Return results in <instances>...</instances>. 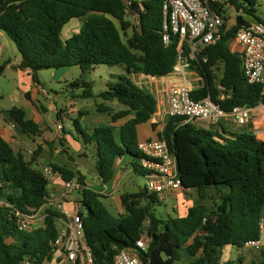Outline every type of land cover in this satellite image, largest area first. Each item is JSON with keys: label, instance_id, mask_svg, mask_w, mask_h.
<instances>
[{"label": "trees", "instance_id": "1", "mask_svg": "<svg viewBox=\"0 0 264 264\" xmlns=\"http://www.w3.org/2000/svg\"><path fill=\"white\" fill-rule=\"evenodd\" d=\"M131 1L139 15L136 25L127 19L124 0H0V31L18 49V68L31 70L34 81L42 70L79 67L82 74L73 85L83 84V98L93 97L91 84L84 82L83 76L99 65H124L128 74L162 78L172 74L180 60L203 80L192 91L194 100L210 97L226 113L264 105V83L247 81L241 55L231 49L242 25L264 22L255 15V0H230L236 12L242 10L253 21L237 15L234 25H224L221 39L196 52L195 58H191L187 39L181 41L178 35H171L170 43H164L166 0ZM218 12L225 15L226 9L221 6ZM74 19L81 21L79 32L63 41V28ZM220 66L218 82L216 72ZM4 70L5 65L0 66V75ZM99 97L116 100L124 108L112 114L110 124L90 132L76 126L74 139L84 147L95 146V170L106 185L114 179L118 160L143 157L138 149L137 127L152 120L157 100L148 89L126 76H119ZM97 111L112 110L102 104ZM9 115L22 134H40L39 125L28 118L23 108L13 107ZM130 116L117 136L115 124ZM152 128L155 130L157 124L153 123ZM158 139L164 140L175 154L185 189L195 190L201 201L209 198V190L215 192L213 209L201 203L190 207L184 217L162 219L152 207L160 200L144 189L122 194L120 201L126 212L114 217L101 194L83 188L79 192L83 207L79 214L94 263H112L119 252L134 248L144 239L148 247L139 250L143 264H220L225 246L244 248L248 241L256 239L259 222L264 219V141L254 133L235 134L233 139L223 140L218 132L196 129L188 119L170 116ZM39 153L36 151L35 156ZM34 160L27 161L22 153H16L0 135V264H21L25 260L45 264L54 256L52 243L58 238L56 223L62 214L46 207L50 181L34 167ZM50 167L64 181L76 180L86 186L80 172L54 163ZM133 167L146 176L147 170L140 164L133 163ZM41 208H45L46 215L43 225L29 232L19 230L14 212ZM260 252L261 259L251 264H264V250ZM184 254L192 260L184 262Z\"/></svg>", "mask_w": 264, "mask_h": 264}, {"label": "built area", "instance_id": "2", "mask_svg": "<svg viewBox=\"0 0 264 264\" xmlns=\"http://www.w3.org/2000/svg\"><path fill=\"white\" fill-rule=\"evenodd\" d=\"M229 1L166 0L163 4L164 43L166 45L170 43L171 35H178L181 41L187 39L191 48V58H195L196 52L216 44L221 39L225 19L224 14L219 13L218 9L221 6L234 9ZM255 2L264 5V0H255ZM124 3L128 15L131 14L136 24H138L139 15L133 10L132 1L124 0ZM237 14L248 20V15L242 10ZM1 37L0 34V57L3 51ZM232 44L233 51H237L241 55V68L247 81L251 84L264 83V22L254 21L249 25H242L236 31ZM180 62L182 67H175L174 72L169 76L186 77L185 69L188 67L182 61ZM194 89L190 86L187 77L185 82L176 83L170 88L168 109L170 117L207 122L210 125L219 124L220 120L226 115H231L240 125H249L253 120L254 109L235 108L232 112L226 113L210 97L194 100L191 96ZM41 92L47 94L44 88H41ZM56 131L58 137L61 138L64 131L63 123L56 124ZM138 149L143 155L140 159V165L147 170L145 177L147 192L156 195L160 201H163L171 193L191 190L184 188L178 174L177 158L169 150L164 140L141 141L138 143ZM43 173L47 178L59 175L55 174L51 168H44ZM83 188L85 187L76 180L63 181L58 196L49 198L46 205V207L57 210L65 217L64 228L59 230L58 238L52 243L55 258L61 259L65 264H95L92 251L86 243L84 224L79 214V205L78 207H67L71 202V194L80 192ZM44 209L30 212L16 210L14 216L19 230L29 232L42 226L38 225L40 222H44L46 216ZM147 247V243L144 239H141L136 242L134 248L119 252L113 262L109 264H143L139 256V250L145 251ZM245 247L253 251L264 250V219L259 222L258 237L248 241ZM21 264L31 263L25 260Z\"/></svg>", "mask_w": 264, "mask_h": 264}, {"label": "rangeland", "instance_id": "3", "mask_svg": "<svg viewBox=\"0 0 264 264\" xmlns=\"http://www.w3.org/2000/svg\"><path fill=\"white\" fill-rule=\"evenodd\" d=\"M142 1V0H136ZM226 14L224 15L226 20L225 24L227 27H231L234 25L237 17V12L230 7H226ZM255 15L261 19H264V5L261 3H256L254 6ZM127 19L133 24L136 25L135 19L132 15H128ZM248 20H252L253 18L247 16ZM81 24L79 19H74L70 21L62 31V38L65 40L71 37V30L78 24ZM119 26V25H118ZM3 39L2 43H6L4 51H2L0 57V66L5 65L9 62L15 63L20 59V54L16 45L9 39V37L0 31ZM132 34V29H129L128 36ZM126 40V39H125ZM231 49L234 50L233 44H231ZM181 62L179 61V65ZM184 65V64H183ZM178 67V66H177ZM81 69L79 67H72L67 69H49L42 70L37 73V81H34L32 76L27 75H19L15 72V70L5 71L0 75V116H5L9 114V110L13 107H24L25 104H30V101H33L37 106L42 104L46 107L47 113L44 116L47 119L48 123H51L55 120V113L52 110L53 107H58L59 109H63L66 106L67 101L72 99V95L80 94L82 95L83 91L86 89L83 84H79L78 86H74L73 83L81 77ZM186 77L190 82V86H195L201 84L203 80H195L196 75L193 71L188 68L185 69ZM218 82L219 78L222 75V66L216 72ZM119 76H129L127 74L126 68L124 65H117L114 67H108L106 65H99L94 69L88 71L84 76L83 80L86 83L91 84V90L93 93V97L91 98H82L79 104H77L72 109H84L86 113L82 117H78L77 114L69 113L67 115V121L63 123L66 127L68 133L73 134L76 137V126L84 131L90 132V130L94 127H98V118L100 121H104L105 114L97 111L99 105L110 106L113 109H123L124 107L118 103V101H104L99 97V94L106 91L108 89V85L111 83H115L118 80ZM133 81V76H129ZM154 85L155 83L152 82ZM41 88H44L47 91V94H43L41 92ZM38 90V91H37ZM24 91H28L30 98H26L24 95ZM70 112V110H69ZM30 113V112H29ZM190 122L196 127V129H202L197 123L190 120ZM106 122H103V124ZM101 124V125H103ZM104 124V125H105ZM142 127L140 129V137L153 135V131L149 124H141ZM252 125V121L249 124ZM256 125L261 126L263 128L264 133V105H260L256 109ZM258 129V128H257ZM261 132H257V136L260 141H264V137L260 135ZM58 138V137H57ZM155 139V138H153ZM29 145L32 146V143L29 139H27ZM17 149V147H16ZM72 149V148H71ZM86 153L85 156H79L80 153H77L74 150H71L75 157L73 160L78 163V166L81 167V174L85 178V185L87 183H91L94 185H101V181L99 182L97 179V172L95 170V161H96V149L94 145H88V147H83ZM45 158L49 156L45 154L43 151L39 153V156H34V154L26 155L28 160L32 158ZM47 158V159H48ZM133 163L140 164L139 159H135L132 161ZM125 169L117 170L116 178L114 183L110 182L107 185L108 189L103 193L102 202L106 206V208L110 211V213L114 217H119L125 214V209L121 205L120 196L124 193H137L143 191L145 189L146 179L145 177L137 173L133 167V164L129 165V171L126 173ZM51 177L49 178L50 182L52 181ZM91 185V186H93ZM99 188V187H98ZM98 190V189H97ZM48 193L52 194L50 187L48 186ZM209 198L205 201H201L198 198L197 192L195 190H187L185 192L177 191L175 193H171L166 200L154 202L152 203V207L157 215V217L162 219H168L169 217H183L186 215L188 209L194 205L205 204L209 207V209H213L215 203V192L213 190H209ZM81 200V194L79 192H74L71 194V202L74 205ZM83 210V207H80ZM57 227L59 230L63 229L64 226L60 221H57ZM43 225L42 222L39 223L38 226ZM240 259H243V262L240 263ZM261 259L260 251H251L248 248H238L235 246H225L222 249V257L221 263L225 264L228 261L234 262L235 264H251L253 261H259ZM62 260L54 258L53 261H48L45 264H51L56 262V264H60ZM62 264H65L64 262Z\"/></svg>", "mask_w": 264, "mask_h": 264}, {"label": "crops", "instance_id": "4", "mask_svg": "<svg viewBox=\"0 0 264 264\" xmlns=\"http://www.w3.org/2000/svg\"><path fill=\"white\" fill-rule=\"evenodd\" d=\"M235 24V23H234ZM81 24L79 23L78 25H76L70 32L71 34H76L79 32ZM72 35V36H73ZM62 37V34H61ZM70 38V37H69ZM67 39H63V41L68 40ZM3 39V36L1 37V40ZM3 44V51L5 48L6 43H2ZM21 58L19 60H17L15 63H12L10 60L8 63L5 64V71H9V70H15L16 73H18L19 75H27V76H32L31 75V70H25V71H21L18 66L20 64ZM178 67H182L181 65H179V62L177 64ZM176 66V67H177ZM67 69V68H65ZM181 69V68H179ZM196 77L195 80H202V78H200L195 72H193ZM128 74V73H127ZM129 76H133V82L142 88H146L150 91V93H152L156 100H157V111L154 114L152 120L146 124H149L151 126V129L153 131V135L151 136H145L143 137L142 141H146V140H151L153 138L158 139V133H160L163 130L164 124L167 120V118L169 117L168 115V109H169V91L170 88L175 85L176 83H183L186 81V77L183 76H177V77H171V76H166V77H162V78H158V77H151L148 75H144V74H128ZM129 76H126L128 78H130ZM149 80V81H148ZM154 82L155 84L152 85ZM201 84L192 86L193 88H198V86H200ZM38 91V90H37ZM24 95L26 98H30L29 92L28 91H24ZM83 97H81L80 94L76 95H72V99L67 101L66 106L63 109H59L58 107H53L52 106V110L55 113L56 117L55 120L52 121L51 123L47 122L46 117L44 116V114L47 113V109L45 106H43L42 104H40L39 106H37L33 101H30V104H25L23 108L26 113L28 118L33 119L40 127V134L39 135H32V136H26L24 134H22L21 129L19 128V126L12 120V118L10 117V115L8 114L7 117L5 116H0V135L12 146V148L14 149V151L16 153H22L25 156V159L27 161H29L26 158V155L29 154H34L35 156V152L39 151V152H44L45 154H47L49 156L45 157V158H38L34 160V167L40 169L43 171L44 168H51L50 164L54 163V164H58L60 166H63L73 172H82L81 167L78 166V163H76L73 158L75 157L74 153L71 150L74 151H78L77 153H81L79 154V156H85L86 153L84 152L85 150L83 149V145L80 144L79 142H77L74 139L73 134L68 133L66 130V127L64 126V131H63V135L61 138L58 137L57 131H56V124L58 123H64L65 121H67V115L69 113L72 114H77L78 117H82L86 111L84 109H72L73 107H75L77 104H79ZM112 111L108 112V113H103L105 114V119L103 122H106L105 125H108L111 123V118H112V114L115 112H118L122 109L118 108V109H113L110 106H108ZM256 109L254 110V113L252 115V125L253 127H251V125H240L238 124L235 119L231 116V115H226L224 116L219 124L217 125H210L207 122H197V121H193L195 123H197L199 126H201L204 129H208V130H212L214 132H218V134L220 135V137L223 140H230L233 139V135L235 134H243V133H254L257 136V132H261L260 135H262V137H264V133H263V128H261V126L256 125ZM70 110V112H69ZM30 112V113H29ZM101 113V112H100ZM131 118L128 117L126 119H122L119 120L115 126L117 127V136L119 134V130L121 128V126L123 124H125L127 122V120H129ZM98 127L99 126H104L103 122L100 121V118H98ZM157 124V128L154 130L152 128V124ZM103 124V125H101ZM142 125H139L137 127V133H138V141L141 142V137H140V129H141ZM258 128V129H257ZM58 137V138H57ZM258 138V136H257ZM27 139H29L32 143V146L28 144ZM259 140V138H258ZM17 147V149H16ZM72 148V149H71ZM39 156V155H38ZM48 158V159H47ZM135 158L131 157V156H126L124 157L122 160H118L115 166V176L114 179L111 181L112 184L115 181L116 178V173L117 170L121 169H125L124 171L127 173L129 171V165L133 164L132 161H134ZM52 169V168H51ZM84 173V172H82ZM85 175V173H84ZM146 177V176H145ZM97 179L100 182V178L97 175ZM50 181V180H49ZM63 179L60 175H56L54 178H52V181L49 183V187L52 191V194L48 193L49 198H55L58 196L60 190L62 189V184H63ZM93 184H89L87 183L85 188L94 190L95 192L103 195V193L105 191H107V185L108 184H103L101 182V185H94L91 186ZM99 187V188H98ZM98 189V190H97ZM80 200H78V202L74 205L73 202H70L67 207H73V206H77L79 205V210L80 207L82 206L79 203ZM187 214V213H186ZM63 215V214H62ZM57 220L60 221L63 225L65 217L62 216ZM186 216V215H185ZM184 217V216H183ZM253 251V250H251ZM222 257V255H221ZM55 258V256H53V259ZM53 259L51 261H53ZM58 260V259H57ZM192 259L190 257H188L186 254L183 255V261L184 262H188L191 261ZM50 261V262H51ZM63 261L60 262V264H62ZM53 264V263H51ZM54 264H56V262H54ZM220 264L221 261H220Z\"/></svg>", "mask_w": 264, "mask_h": 264}]
</instances>
